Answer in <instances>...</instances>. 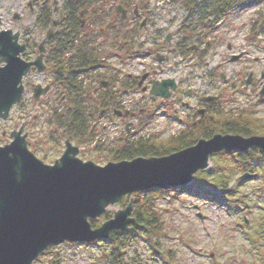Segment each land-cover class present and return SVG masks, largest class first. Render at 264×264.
Returning <instances> with one entry per match:
<instances>
[{
    "label": "rangeland",
    "instance_id": "rangeland-1",
    "mask_svg": "<svg viewBox=\"0 0 264 264\" xmlns=\"http://www.w3.org/2000/svg\"><path fill=\"white\" fill-rule=\"evenodd\" d=\"M186 1L178 0L174 4L173 0H98L95 8L90 7L87 16L94 28H90L91 33L87 32L90 30L87 28L85 35L81 34L83 37L78 42L80 46L73 56L76 57L79 53V57L82 55L80 61L99 60V66L86 69L81 75L90 91L89 95L92 96L96 88L99 94L106 95L109 89L110 93L115 91L118 95H123L122 91L132 86L129 76L140 78L146 70L151 72L157 69L158 62L149 53L153 49L167 57L168 62L164 67H168V70L170 65L180 63L182 69L188 71L192 77L193 88L202 90L207 80H213L215 87H218L213 88L214 94L220 100L215 107L218 112L253 116L264 125V100L251 99V96L258 94L257 84L254 91L244 90V81L250 71L257 78L264 71V32L262 35H249L243 29L244 23H259L264 19V0L251 3L254 6L248 13L237 11L239 20L236 19V12L222 20L216 14L206 19L203 16L194 17L182 9ZM27 4L28 0H0L2 29L34 32L35 36L29 42L30 56L26 58L35 59L37 46L43 40L47 29L44 32L35 31L34 25L38 22L40 13L31 11ZM118 4L128 9L127 22H120L116 16L115 7ZM203 5L204 1L201 0L198 12L202 11ZM60 8L61 5L57 8L50 6L46 12L53 20L52 10ZM135 8L142 15L140 21L134 19ZM95 11L99 13L98 20L93 19L92 14ZM15 14L21 21H14ZM108 16L110 21L113 20V25L108 26ZM188 17L189 22L186 20ZM144 18H149L150 23L141 29L140 24ZM177 23H189L191 27L179 40L172 37V42L165 43V38L168 35L173 36L179 28ZM201 30L205 31L203 36L199 35ZM260 32L262 31L259 30ZM90 35L93 40L88 39ZM25 38L24 35L23 42ZM229 44L232 45V52L228 51ZM175 45H182L181 55L172 52ZM193 45L202 48L208 46V50L188 52L187 49ZM239 45H250L248 62L230 63L231 56L238 53L236 47ZM241 71L245 76L243 79L238 76ZM222 74L227 78V83L223 82ZM52 77L54 75L50 72H33L24 80L25 95L15 105L9 120L0 124V146L10 143V134L24 127L29 148L45 164L53 165L61 158L65 151V141L69 139L80 149L79 158L82 161H91L104 167L110 162H117L115 152L130 141L143 138L156 143L167 142L184 129L181 124L178 125L182 111L178 113L172 108V103L164 106L158 98L133 91V88L132 95L125 99L136 110L137 117L133 121L137 124L135 129L131 128L128 132L127 122L118 118L111 121L108 117H99L97 112L101 96L96 98L93 95V98L81 99L79 102L91 114L88 117L87 134L82 139L70 138L64 135L63 130L53 120L57 114L66 112L70 105L68 99H62L64 91L58 92V88L54 86L53 90L41 96L38 101L33 99L32 87L36 84L46 87ZM105 77L112 81L111 86L104 89L98 87L97 80ZM95 105L98 107L94 108ZM233 159H221V164L216 165L218 158H212L208 170L196 174L193 184L188 186L190 189L180 190L181 193L177 189L161 193L154 190L143 192L142 202L148 197H156L150 203L160 228L154 237L146 233L139 234V237L131 240L120 239L114 246L102 241L86 245L66 244L51 249L49 254L46 253L42 264H48L50 260H57L60 264H111V255L114 253L119 255L123 264H260L259 256L264 253V248L254 232L256 225L259 226L264 219V194L261 193L264 192V159L251 163L258 167L254 181L239 180L247 170H239ZM215 165L224 170L219 178L224 180L221 184L227 186V193L231 194L225 195V190L216 187L218 184L213 179L208 181L205 178L215 170ZM189 190L191 191L188 192ZM240 199L242 203L238 202ZM127 204L128 201L124 199L111 207L107 214L110 217L115 211L124 209ZM106 218L107 216L99 218L98 226ZM245 218L251 223L249 228L241 226L244 225ZM114 247L119 248L114 251Z\"/></svg>",
    "mask_w": 264,
    "mask_h": 264
},
{
    "label": "water",
    "instance_id": "water-1",
    "mask_svg": "<svg viewBox=\"0 0 264 264\" xmlns=\"http://www.w3.org/2000/svg\"><path fill=\"white\" fill-rule=\"evenodd\" d=\"M20 37L19 32L0 30V121L8 120L21 101L24 78L31 70L37 68L40 73L46 69L43 57L50 33L34 62L22 59L27 48L20 44ZM170 89H176L174 80L154 83L152 94L168 98ZM49 90V86H34L35 100ZM260 95L264 96V88ZM23 130L13 132V141L0 147V264H33L52 246L91 243L109 239L114 231H128L137 224L131 217L133 194L188 185L198 171L210 166L213 154L254 147L264 154V137L217 135L169 156L110 162L102 167L82 161L80 150L66 141L61 158L48 165L29 150ZM249 178V174L242 177ZM125 197L130 200L126 209L92 228L90 220L101 218Z\"/></svg>",
    "mask_w": 264,
    "mask_h": 264
},
{
    "label": "flooded vegetation",
    "instance_id": "flooded-vegetation-1",
    "mask_svg": "<svg viewBox=\"0 0 264 264\" xmlns=\"http://www.w3.org/2000/svg\"><path fill=\"white\" fill-rule=\"evenodd\" d=\"M177 1L178 0H173V3L176 4ZM198 1H201V0H198ZM254 1L253 0H225L223 7H221L223 9L222 13L216 14V15H218L219 20L220 19L222 20V18H225L229 16L230 14L236 12V19L239 20L240 17L238 16L239 13L237 11L241 12L242 14L244 12L248 13L251 7L254 6L253 4H251V3H254ZM59 5H61V8L59 9V12L57 13L55 12L54 16H56L57 14L56 17L59 23V28H61L62 32H60L59 34L52 35V38L49 40L47 44V53L45 56V63L47 65L48 71L51 74L53 72L55 75L54 78L53 77L51 78V82H50L52 83V88L56 86V84H58V75L60 76V74H62V75L68 76L70 73H72L69 70L70 65L65 62V60L69 58L66 54H64V60H63V53L65 50L64 48L65 46L56 45V43L59 42L62 38L64 39L65 35L70 34L67 32L64 35L65 29H66L65 25H67L66 21L71 22L72 21L71 16L68 18L67 13L65 12L64 0H28V4H27V6L30 7L31 11L40 13V19L38 21H42L44 17L48 18L49 15H47L46 13V11L48 10V7L53 6L57 8V6ZM192 5L193 4L190 5L187 0V2L183 3L182 9L185 10L189 15L191 14L194 16L193 12H194L195 4L193 6ZM127 11L128 9L126 10L125 13L123 12V15L126 14L125 19H122V14H117V16L119 17L122 23L127 22V20L129 19L128 18L129 11L128 13ZM81 13L79 15L78 21H80L81 29L84 30L83 32L85 33L86 32L85 30H87V28L88 29H90L91 27L94 28V25L91 24V21L87 16L88 15L87 11H82ZM134 16H135L134 19L139 20V21L142 17V15L138 13V11L134 12ZM197 17H201V14L198 13ZM85 18H88V20ZM93 19L98 20V16L97 15L93 16ZM53 20H55V17ZM149 20H150L149 18L148 19L144 18L143 19L144 22L143 21L141 22L140 28L144 29L146 26H148V24L150 23ZM186 20L189 22L190 21L189 17L186 18ZM108 22H109L108 26L113 25V20L110 21V16L107 17V23ZM177 26L179 28L177 29L176 32H174V35L173 36L168 35L166 38V40L170 39L168 40L169 43L172 42V37L174 39L176 38L179 40V37L182 34L187 33L189 30V27H191L189 23L182 24V25H179L177 23ZM50 27L52 28V26ZM243 29L245 30V32L247 31L249 35H258V34L262 35L264 32V19L261 20L259 23L254 22L253 24H249V25L244 23ZM259 30H261L262 32L259 33ZM87 32L91 33V29L88 30ZM200 32H201V34L199 33L200 36H203V34L205 33L204 30H201ZM33 34L34 32H31L29 35L32 36ZM92 37L93 36L91 35L89 39L93 40ZM178 45H175V47L172 48V52L174 54L181 55L182 45H180L179 47ZM207 48H208L207 46L206 48H202L199 45H195V46L193 45L190 48H188L187 51L194 52V53L196 51L204 52L203 49H207ZM236 49L238 53L231 56L230 63L241 64L244 62H248V58H247L249 56L248 53H249V50L251 51L250 45H248L247 47L246 46L242 47L241 45H239V47H236ZM232 50H233L232 45L229 44L228 51L232 52ZM150 51H151V54H153L154 56L156 53H159V52L154 51L153 49H151ZM156 55H157L156 58L159 63L157 66V69L152 70L151 72L149 70H146V72H144L141 78H136V77L133 78L132 76H129V81L131 82L132 86L128 87L125 90V96L128 94L132 95L131 90H133V88L135 89L133 91H139L143 93L144 95L150 96L151 94L149 91L152 88L153 86L152 84L154 82H160L166 79H173L176 84V89L173 90L172 95L168 99H165L162 96H156L154 98H158L160 100V103L164 106H167L170 103H172V108L175 111H178V113L182 111L183 115L181 116V118H179L178 121L184 129L181 130L180 135H178L177 138H179L180 136H183L185 138L191 137L194 135L195 131L205 130L207 129V127H209V125H211V123H215L219 115L223 114V112H218L215 108L220 102L219 97L214 94L213 88L218 89V87H215V82L213 80L212 81L207 80L205 86H202V90H197L191 86L192 77L189 75L188 71H185L182 69V67L180 66V63H177L175 65H170V69L168 70V67H164L168 62L167 57L163 54H162L163 56H160L158 54ZM237 55L240 56L239 59L236 62H233L232 57L237 56ZM189 58L191 57L189 56ZM255 61L258 62V59L255 58ZM168 72L170 75H168ZM238 76L242 79L245 77L243 76L242 71L238 72ZM221 78L224 83L228 82L224 74L221 75ZM104 82L107 83V87H110L112 84V81L110 79L109 80L101 79L100 83H102V85ZM113 83H114V80H113ZM244 84H245L244 90L246 92H250L256 86V84L259 88L257 96H251L252 101L254 99H259L260 101L264 100V98H261L260 96V92L264 88V71L260 73V77L258 78L255 76L253 71H250L249 75L247 76V79L244 81ZM97 90L98 88H96L93 94L96 96H100L101 94L97 93ZM157 90H160V86L157 87ZM111 94H116V92H112ZM213 97H215L216 100L214 99V100H211L210 102L207 101V99L213 98ZM62 99H68V96L63 95ZM119 108L120 109L114 110V108H112L111 106L110 107L108 106V107L99 109V116L108 117V119L111 121L114 120L115 118H118L123 122L125 121V122L131 123L132 127L135 128L136 126H134V123H132V121H134L137 117L136 112L134 111L129 112L127 114L128 115L127 119H125L126 118L124 115L125 108L124 107H119ZM139 112L141 113L142 110H139ZM238 202L240 203V201ZM132 216L134 217V213L132 214ZM250 224L251 223L249 222V220H247V221H244V225H241V226L242 227L245 226V228H249ZM262 224L264 223L260 222L259 226L256 225V229L254 233L260 235V238H261L260 245H262L264 248V226L261 227ZM107 243L112 244L113 242L112 240L111 242L109 240L107 241ZM78 245H86V244H78ZM50 252L51 251H49L47 254H49ZM259 259L261 263H264V253H260ZM42 260H43V256L40 257L39 260L36 261L34 264H42ZM64 263L65 262L61 264H64ZM48 264H60V263L56 260L55 263H53L52 261H48Z\"/></svg>",
    "mask_w": 264,
    "mask_h": 264
},
{
    "label": "trees",
    "instance_id": "trees-1",
    "mask_svg": "<svg viewBox=\"0 0 264 264\" xmlns=\"http://www.w3.org/2000/svg\"><path fill=\"white\" fill-rule=\"evenodd\" d=\"M100 1V0H99ZM193 3H191V2ZM205 7L202 8V13L204 17L214 16L215 14H221L223 9V4L225 0H203ZM254 1V0H253ZM256 1V0H255ZM98 0H64V8L65 12L68 15V18L71 16V22L66 21L65 33H70L69 35H65L64 39L62 38L56 45H64L65 50L64 54L72 53L68 59L65 60L66 63L70 65V73L67 77L60 76L58 78V85L62 86V90L65 95L68 96V101H70V105L68 106V110L61 114H57L54 116L53 120L60 127L59 129L66 132V136H70V138H79L82 139L88 132V117H91V114H88V111L81 106V99L86 100L91 98L89 95V91L84 86V82L80 80V74L86 69L94 68L99 64V60H85L80 61L82 55L73 57L79 46L78 42L80 40V34L84 30L81 29V23L78 21L79 15L82 11H87L89 8L95 7L94 5L98 4ZM188 3L195 4L197 0H188ZM228 3V2H227ZM192 5V6H193ZM209 6V7H208ZM90 8V9H91ZM198 7L196 6V9ZM206 19V18H205ZM40 27H42V31L47 28L50 23V19L47 21V18H43L41 21ZM83 50V48L81 49ZM84 55V54H83ZM63 62V63H65ZM107 94L101 95L100 102L98 103L99 109L104 107H112L117 108L115 96H111L110 92H106ZM78 101V102H77ZM98 107L95 105L94 108ZM99 113V112H97ZM218 133H235L241 134L244 136H252L258 134H264V125L253 116H235L234 114H220L215 123H211L207 129L202 131H195L194 135L188 138L180 136L177 139H171L167 142L156 143L154 141L144 140L141 138L137 141H130L123 147H120L115 152V160L123 161V160H133L135 158H149V157H162L170 155L174 152L180 151L187 147H190L199 139L202 138H210ZM2 138V137H1ZM3 140V138H2ZM1 141V139H0ZM233 154H221L217 165L221 164V159L229 158ZM235 160L237 161V167L239 170H253V172L258 171V167L252 166L251 161L253 159H264V157L259 156L258 152H249V153H239L236 154ZM224 170L221 168H217L206 175V179L208 181H215L216 187L222 188L223 190H227V186H223L221 183L224 180L221 177ZM219 175L218 177H215ZM215 178V179H214ZM155 192L161 193L159 190H154ZM142 195L137 194L134 197V203L136 205V210L134 211V217L137 220L138 225L133 227L128 233H114L112 235V242L116 243L120 239L131 240L132 238L139 237V234L146 233L148 236L154 237L156 232L159 231V220L154 218L153 210L150 207L151 200L156 199V197H148L147 200L142 202ZM159 195V194H158ZM108 217V216H107ZM108 219V218H106ZM92 226L96 228L98 224L97 221L91 222ZM110 240V242H111ZM119 247H114L113 250L116 251ZM111 264H123L120 261L119 255L112 254L111 255Z\"/></svg>",
    "mask_w": 264,
    "mask_h": 264
},
{
    "label": "snow or ice",
    "instance_id": "snow-or-ice-1",
    "mask_svg": "<svg viewBox=\"0 0 264 264\" xmlns=\"http://www.w3.org/2000/svg\"><path fill=\"white\" fill-rule=\"evenodd\" d=\"M0 71H3V69H0Z\"/></svg>",
    "mask_w": 264,
    "mask_h": 264
}]
</instances>
